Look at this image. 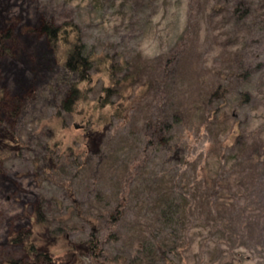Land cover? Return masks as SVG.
Here are the masks:
<instances>
[{"label": "rangeland", "instance_id": "rangeland-1", "mask_svg": "<svg viewBox=\"0 0 264 264\" xmlns=\"http://www.w3.org/2000/svg\"><path fill=\"white\" fill-rule=\"evenodd\" d=\"M0 34V264H96L68 247L90 225L65 188L105 264H264V0H0ZM77 39L90 80L66 112ZM215 85L225 96L208 101ZM202 167L223 183L214 199ZM39 202L74 229H33ZM19 231L46 255L11 243Z\"/></svg>", "mask_w": 264, "mask_h": 264}, {"label": "trees", "instance_id": "trees-1", "mask_svg": "<svg viewBox=\"0 0 264 264\" xmlns=\"http://www.w3.org/2000/svg\"><path fill=\"white\" fill-rule=\"evenodd\" d=\"M245 12L246 11H243V14ZM41 28H42V32L45 33L50 40H55V38H57L59 30L57 28H54V26L45 24ZM4 36H5L4 34H0V38ZM83 48H84L83 44L81 43L79 39H77L76 44L73 43L71 47H69L68 54L64 62L65 68H67V70L71 73H76L77 79H78L77 81L78 83H71L69 87V91L67 93L68 94L67 97L61 101V107L66 112L71 111V107L73 103L77 100V95L81 93L82 91V89H80L77 84L85 83L90 80L89 71L91 69V61H90V58L84 54ZM113 75H114V72H110L109 76L111 80L115 79L113 78ZM131 76H132V80L136 79L138 76V72L136 73L134 72ZM126 80H128L129 84L131 83V78H128ZM112 90H113L112 87H106L104 89V96H101L98 99V103L100 107L108 106V104H111V101H109L107 98L109 96V93L112 92ZM225 93H226V89H224L222 86L215 85L212 88L211 93L209 94L208 101H211L212 99H217V98H224ZM98 136L99 135L95 134L96 138H98ZM1 138L2 137H0V139ZM3 138L6 139V137L4 136ZM255 149H256V152L252 154L253 156L252 161L254 164L258 165V168L261 170V172L262 170L264 172V154L260 152L258 153L257 147H255ZM196 173H197V177H194V178L200 182L199 187L201 188L203 187L204 189L208 190L211 195V199H214V197H217V195L218 196L220 195L221 193L220 191L222 190L223 183L219 177L218 178L210 177L207 174V171L203 167L198 169ZM262 175L264 177L263 173ZM63 186L68 187L65 184H63ZM65 189H66L67 197L69 198L72 204V207L75 209L76 214L79 216L80 219H82L84 222L90 225V231H89L87 239L84 241H80V242H69L70 244V246H68L69 249L73 250L72 252L76 251V252H79V254L89 256V258H91L96 264H105L108 258L105 259V261H102V262L99 261L100 260L99 257H101V254H102V248L100 246L99 237L97 235V232H98L97 223L98 222L95 219L89 218L85 214V212L82 210L81 203L76 199L74 193L71 192L69 188H65ZM119 206H123V203L120 202ZM119 206H117L113 212H110L108 214V217H109L108 221L112 225L118 222V220L121 218L123 214V207H119ZM41 207H42L41 203L39 202L38 204H36V206L33 209V214H34V220H33V225H32L33 229L35 228L38 232L46 229V232L48 230L49 233L51 232L52 234H55V232L60 233L62 229L63 230L67 228L74 229V227L70 228L71 225L67 224L65 221L62 222L61 227L52 226L51 224L53 222L44 215ZM173 208H174L173 203L165 199V202L162 203V207L156 216V220H160L162 218L163 221L160 222L162 225L161 224L160 225L162 227L167 226V228H169L171 233L173 232V230L171 229V227H168L169 225L168 221L170 220L169 222L174 223V220L172 221V218H171V214L173 213ZM62 233L63 232H61V234ZM109 235L111 234L109 233ZM9 240L13 244H24L23 246L25 248V251L28 257L34 258L35 256H39V254L46 255V252L40 251L41 250L40 246H35L34 242L37 241L36 233L31 234L30 232L27 233V232L19 231L17 233L12 234L9 237ZM158 250H159V247H158ZM159 254L163 256L164 253L162 252V250H159ZM149 256L150 255H147L145 258H143V260L148 259ZM69 258L71 259L72 256ZM48 262L55 263V260L48 256ZM10 264H17V262L11 261ZM26 264H35V262L26 263Z\"/></svg>", "mask_w": 264, "mask_h": 264}]
</instances>
